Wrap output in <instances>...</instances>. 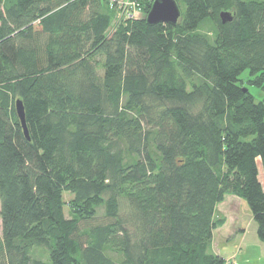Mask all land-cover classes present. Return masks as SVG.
I'll return each instance as SVG.
<instances>
[{
	"label": "trees",
	"instance_id": "16d2710c",
	"mask_svg": "<svg viewBox=\"0 0 264 264\" xmlns=\"http://www.w3.org/2000/svg\"><path fill=\"white\" fill-rule=\"evenodd\" d=\"M117 1L0 0V264H223L226 195L264 242V0Z\"/></svg>",
	"mask_w": 264,
	"mask_h": 264
},
{
	"label": "crops",
	"instance_id": "0c3cea01",
	"mask_svg": "<svg viewBox=\"0 0 264 264\" xmlns=\"http://www.w3.org/2000/svg\"><path fill=\"white\" fill-rule=\"evenodd\" d=\"M226 199L234 202L240 200L233 195H226L225 199L216 205L215 215L220 210V208L223 207L222 205L225 204ZM227 210L228 208L226 209V212H228ZM235 210L236 209L229 211V218L225 219V222L221 226L213 230L210 242V251L222 256L223 258H231V260L237 264H249L251 259H247V254L250 252V250L253 251L255 248L257 253H254L257 256L253 257V262H260L264 256V242L260 241L257 237L256 224L255 222L252 224L253 219L251 214H248V222L245 224L244 221L238 217L239 213ZM237 214L238 216H236ZM231 216L232 220L230 218ZM221 229L225 230L226 234L224 232L220 234ZM227 244H230L231 250H228L226 255H222V250Z\"/></svg>",
	"mask_w": 264,
	"mask_h": 264
},
{
	"label": "rangeland",
	"instance_id": "374dc122",
	"mask_svg": "<svg viewBox=\"0 0 264 264\" xmlns=\"http://www.w3.org/2000/svg\"><path fill=\"white\" fill-rule=\"evenodd\" d=\"M142 1L143 0H118L117 1L118 2L117 4L119 6L118 10H120L121 12L117 11V15H116L117 19L116 20H121V19L125 20V18H127L129 14H131L132 15L131 17H134V18L143 17L144 14H143L142 6H141ZM210 27H211V25L208 22L202 26V28L208 29V30L210 29ZM111 29L112 28H110V30ZM247 74H248V71H244L241 74V78L243 80H246ZM249 90L253 93V95L255 96V98L257 100H259L263 97V93L258 88L251 86V87H249ZM257 167H258V179H259V181H260V183L264 189V171H263L261 161L259 158H257ZM71 197L72 196L70 193H68V192L63 193V200L66 203L64 205L63 211H64V215L66 217L70 216V208L68 207L67 203L71 199ZM226 202L224 205H222L223 207H221L220 210L217 212V214L215 215V218H217V219L222 218V219H224V222H225V219L229 218V211H233L234 209H236L235 211L239 213V216H238V214L236 216L240 217L244 221V223L246 224V222H248V214H251V213H250L245 201L240 199V200H237L234 202V201H230L229 199H226ZM227 208H228V210H227L228 212H226ZM232 216L230 217L231 220H232ZM226 222H229V221H226ZM252 222H253L252 224H254V221H252ZM250 223H251V221H250ZM0 224H1V222H0ZM223 232L226 234L225 230L221 229L220 234ZM249 237H251V236H249ZM252 237H254V236H252ZM224 247L225 248H223V250H222V255H226L228 250H231L230 244H227ZM254 252L257 253V250H255V248L253 249V251L250 250V252L247 254V259L248 260L251 259L250 263L252 262L251 264H264V256H263V258L261 256L262 260L260 262H253V257L257 256ZM225 259H231V258H225Z\"/></svg>",
	"mask_w": 264,
	"mask_h": 264
},
{
	"label": "water",
	"instance_id": "95a60500",
	"mask_svg": "<svg viewBox=\"0 0 264 264\" xmlns=\"http://www.w3.org/2000/svg\"><path fill=\"white\" fill-rule=\"evenodd\" d=\"M179 17L180 9L174 0H153L146 14L145 21L148 25H155L157 23H167L175 25ZM220 18L223 23L227 20H230L226 13H221ZM14 106L16 115L20 121L23 132L27 136L22 101L20 99H16Z\"/></svg>",
	"mask_w": 264,
	"mask_h": 264
},
{
	"label": "built area",
	"instance_id": "2783aa9c",
	"mask_svg": "<svg viewBox=\"0 0 264 264\" xmlns=\"http://www.w3.org/2000/svg\"><path fill=\"white\" fill-rule=\"evenodd\" d=\"M129 16H132L131 14H129ZM223 264H237L236 262H233L231 259H225Z\"/></svg>",
	"mask_w": 264,
	"mask_h": 264
}]
</instances>
